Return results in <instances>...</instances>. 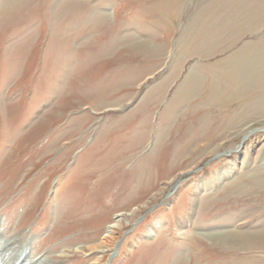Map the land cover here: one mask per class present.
Here are the masks:
<instances>
[{
  "label": "rangeland",
  "instance_id": "374dc122",
  "mask_svg": "<svg viewBox=\"0 0 264 264\" xmlns=\"http://www.w3.org/2000/svg\"><path fill=\"white\" fill-rule=\"evenodd\" d=\"M61 1L0 0L8 5L0 15V233L16 240L0 263L171 264L180 248L183 264H264V250L240 258L205 239L222 228L209 214L239 205L214 202L226 189L216 177L244 137L264 128V110L249 106L261 92L206 112L185 101L161 125L191 67L203 76L264 40V0H171L160 8L155 0ZM95 11L103 18L93 24ZM200 45L227 50L194 56ZM202 112L210 121L193 135L204 140L188 153L184 136ZM175 136L186 141L172 145ZM256 195L259 208L264 194ZM201 201L209 209L199 219ZM241 217L226 223L232 232L246 226ZM198 220L201 238L179 234ZM119 222L113 245L92 251Z\"/></svg>",
  "mask_w": 264,
  "mask_h": 264
},
{
  "label": "bare ground",
  "instance_id": "6f19581e",
  "mask_svg": "<svg viewBox=\"0 0 264 264\" xmlns=\"http://www.w3.org/2000/svg\"><path fill=\"white\" fill-rule=\"evenodd\" d=\"M68 1L70 0H65V1L62 0L61 5L65 4ZM155 1L159 3L157 7L160 8L163 4H166L171 0H155ZM3 6L2 5L0 6V15L2 14L1 10H4V8L6 9L8 5L4 4ZM224 6L225 4L222 5L220 8ZM234 7L229 6V8H234ZM94 17L95 18L93 24L101 20L103 18V15L101 14V12L97 13L95 11ZM135 19L136 17L134 15L131 16L128 19V24L131 25ZM95 20H97V22H95ZM196 48L198 49V51L197 49L195 50L194 48H192L198 52L194 56L202 57L201 55L203 54L207 55L208 53V55L203 58H209L212 56H213L212 58H214L215 55H218L222 51L227 50V49L224 50L223 49L224 47H221L219 49L214 48L212 50L210 49L205 50L203 49L204 46L201 45ZM156 50L159 51V49H154L149 51L154 53L156 52ZM191 57H193V55H191ZM186 59H184L182 62H184ZM215 66L217 70L206 72L205 75H203L204 77L202 76V74L198 73L197 71L198 68L196 67L194 68L191 67L188 70L183 81L179 84L178 88H176L177 90L172 95L170 99L169 108H167V110H164L165 112H163L162 114L161 125L165 121L164 119L167 116H170L169 113L172 112L170 109L173 107L175 108L177 107L176 109H178L185 101L187 103L188 102L193 103L194 101H196L195 105L202 107L200 108L199 111L206 112L207 111L206 108L203 107H208V106L212 108L216 106L221 107L222 106L221 104H223L228 98L231 97L233 98L234 96L239 95L238 97H235L231 100V101H235L237 99L247 96H249L250 98L251 97L250 95L252 94L254 95L257 92L259 93L261 92L262 95L261 97H259L261 101L258 100L252 102L251 100L249 106H253L254 103L257 104L259 103L260 105L259 109L264 110L263 107L264 106V40L260 42L258 41V43L256 42L241 46V48H239L234 54L229 55L224 59L218 61ZM208 77H211L210 80H207ZM204 79H206L207 81ZM222 82L224 85L220 84ZM203 83H206V85H205V91L202 92L200 89ZM124 85L127 86L129 84H122L120 86H124ZM231 101H228V104L231 103ZM218 109L219 107L216 108V110ZM208 121L210 120L207 114L202 112L201 117H199L197 122L194 124L195 126H192V128L189 129L190 134L187 131L188 132L186 134L187 136L185 135L184 138L191 141L189 144L190 150L189 149L187 150L188 153L189 151L194 152L195 149L196 151L200 149L201 147L200 142H202L204 138L195 137L193 134H196L197 131L201 130L200 125L202 123H206ZM160 135H161V131L159 130L156 135V140L154 144L155 147H158L160 144L159 142ZM175 137H174L175 142H173L172 145H178L179 143L183 144L184 141H186L185 139L181 140L180 137L178 136L176 138ZM146 138H147V133L145 135V140ZM141 145L142 144L135 146L134 149L139 148V146ZM207 149L213 150L211 148H207ZM187 151L185 153H187ZM234 152H235L234 153L235 157L233 159L234 162L232 166L228 170L220 171L218 173V177H216V180L220 183V188L223 189V187L226 186V189L221 191L219 200L215 199L216 201L214 200L213 201L217 202L220 201V199L222 198L224 199L230 198L232 201L235 202L238 201L237 204L239 205L237 207L235 206V208L231 207L230 209L233 211L230 213L229 211L222 212V209H225L222 208V206L216 208L217 210L214 212V214H212L210 211L211 214H209L210 216L208 217V220L210 221L211 218H214V221L212 222L213 225L215 226L220 225L222 226V228H215L221 231H218L215 234L211 233L210 234L211 236H208L209 235L208 234L205 239L206 241L210 242V245H212V247H216L219 249L216 250L217 253L227 251V252L236 253L235 254L236 257L241 256L240 258H243V255H246V253L252 251L257 252L256 250H261V251L264 250V215L262 214V212L261 214H259V211L264 209V205L261 204V206L259 205L260 207L257 208V206L253 205L254 203H251V198L258 196L256 194H264V128L257 129L255 131L253 130L252 132L248 133L244 137V141L242 145L239 146L238 149L235 150ZM257 161L259 163L258 166L255 167L254 169H251L252 162H257ZM147 162L148 159H144L142 161V165L140 166L144 167L145 164H147ZM141 167L140 169L139 167L137 169L141 170L142 169ZM201 188L210 189L211 186L209 183H207L205 187L204 185H202ZM214 194L207 193L204 195V197L207 198L210 197L213 199ZM205 205L206 204H204L202 201L199 202V208H198L199 211L197 210L199 219L200 217H205L203 216V214L205 210L207 211L209 209V207L205 208ZM226 208H228V206ZM248 209L254 211L247 212ZM200 211H202V214ZM240 216L243 217L238 219V221L236 222L239 223L241 221L240 225L244 224L246 226L242 228L239 232L237 231L232 232V230L230 229L231 227H229L228 224H230L235 219V217H240ZM119 224L120 222L118 224L116 223L108 226L106 235L103 237L100 245L93 246L91 250L94 252L97 251L100 252L103 246H109L110 244L113 245L114 240L117 239V233L118 231H120L119 229L121 228ZM201 226L202 225L199 223V220L198 222L194 221L193 229L191 231L180 232L179 234L184 237L198 236L200 235V233L195 232V230ZM199 237L201 238V235ZM15 243L16 240H14V242H11L9 244L8 241L4 238V236H2L0 233V255L8 251H11L12 253L15 252L16 250ZM221 249H223L224 251L223 250L220 251ZM180 251L181 249L178 248V250L174 253L175 256L173 257V261L171 264L184 263V256L181 260L180 256L182 254ZM221 254L225 256L224 253ZM14 258H15L14 256H11V260H13ZM2 264H9V263L5 262ZM192 264H201V263L193 262ZM215 264H219V263L215 262ZM224 264H229V263H224ZM231 264H242V263L236 262Z\"/></svg>",
  "mask_w": 264,
  "mask_h": 264
}]
</instances>
